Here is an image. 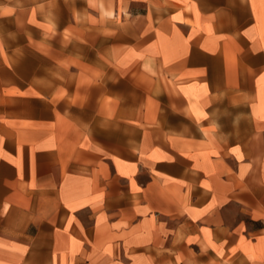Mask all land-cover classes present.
<instances>
[{
  "label": "crops",
  "instance_id": "0c3cea01",
  "mask_svg": "<svg viewBox=\"0 0 264 264\" xmlns=\"http://www.w3.org/2000/svg\"><path fill=\"white\" fill-rule=\"evenodd\" d=\"M0 264H264V0H0Z\"/></svg>",
  "mask_w": 264,
  "mask_h": 264
}]
</instances>
